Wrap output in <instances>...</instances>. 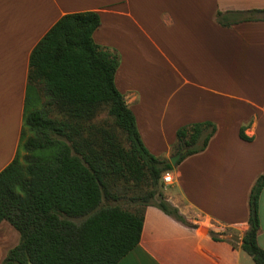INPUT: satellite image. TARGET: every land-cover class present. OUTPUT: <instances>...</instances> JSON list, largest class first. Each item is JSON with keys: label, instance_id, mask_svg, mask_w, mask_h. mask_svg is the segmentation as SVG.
<instances>
[{"label": "crops", "instance_id": "1", "mask_svg": "<svg viewBox=\"0 0 264 264\" xmlns=\"http://www.w3.org/2000/svg\"><path fill=\"white\" fill-rule=\"evenodd\" d=\"M250 11L264 0H0V172L17 153L32 50L63 16L94 12L93 41L118 55L115 87L152 156H172L180 127H215L203 152L173 168L164 195L197 228L148 206L139 244L117 264H254L240 244L264 177V15L236 16ZM257 216L264 250V184ZM223 231L240 244L209 234ZM19 241L1 222L0 264Z\"/></svg>", "mask_w": 264, "mask_h": 264}, {"label": "trees", "instance_id": "2", "mask_svg": "<svg viewBox=\"0 0 264 264\" xmlns=\"http://www.w3.org/2000/svg\"><path fill=\"white\" fill-rule=\"evenodd\" d=\"M260 15L236 14L240 21ZM99 26L94 12L65 15L29 56L17 153L0 172V223L20 236L3 264H117L139 244L148 206L192 228L159 191L173 168L143 146L114 84L119 57L93 41ZM214 132L210 123L180 127L171 155L187 151L178 165L203 152ZM263 184L261 176L251 189L249 228L240 244L254 264H264L257 244ZM209 234L218 240L225 232Z\"/></svg>", "mask_w": 264, "mask_h": 264}, {"label": "water", "instance_id": "3", "mask_svg": "<svg viewBox=\"0 0 264 264\" xmlns=\"http://www.w3.org/2000/svg\"><path fill=\"white\" fill-rule=\"evenodd\" d=\"M187 149H181L179 152H177L176 154L172 155L168 160L170 165L172 166V168H175L178 165V162L182 159V157L186 154ZM192 228L195 229V225H192ZM220 238H224L227 241H230L232 243L235 244H240V239L233 236V235H224V236H220ZM28 264H32V263H28Z\"/></svg>", "mask_w": 264, "mask_h": 264}, {"label": "rangeland", "instance_id": "4", "mask_svg": "<svg viewBox=\"0 0 264 264\" xmlns=\"http://www.w3.org/2000/svg\"><path fill=\"white\" fill-rule=\"evenodd\" d=\"M104 119H105L104 114H101L99 120L103 121ZM168 174H171V173L168 172ZM165 175H166V173H165L163 176H165ZM171 176H172V175H171ZM169 185H170V184H169ZM169 185H165V184L163 183V181H161V186H160V188H159V191H160L163 195L168 194L169 191H168V188H166V187H168ZM120 206H122L123 208H126V207H127L126 204H124V203H120Z\"/></svg>", "mask_w": 264, "mask_h": 264}, {"label": "built area", "instance_id": "5", "mask_svg": "<svg viewBox=\"0 0 264 264\" xmlns=\"http://www.w3.org/2000/svg\"><path fill=\"white\" fill-rule=\"evenodd\" d=\"M162 181L166 185L172 184L173 180L171 174L166 173V175L162 177Z\"/></svg>", "mask_w": 264, "mask_h": 264}]
</instances>
